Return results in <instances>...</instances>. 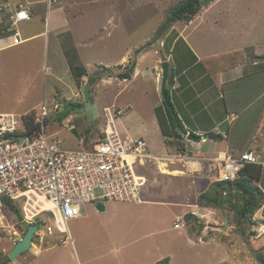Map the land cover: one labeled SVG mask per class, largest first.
Instances as JSON below:
<instances>
[{
	"label": "rangeland",
	"instance_id": "obj_1",
	"mask_svg": "<svg viewBox=\"0 0 264 264\" xmlns=\"http://www.w3.org/2000/svg\"><path fill=\"white\" fill-rule=\"evenodd\" d=\"M180 1L8 0V9L23 3L31 6L32 16H38L37 20H30L25 26L18 24L15 27L14 22L7 19L9 15H0V22L5 18L7 23H11L9 32L11 29L19 30L25 38L43 29L48 33L45 37L38 36L42 43L40 52L31 40L7 48L0 55V112L39 115L40 105L44 102L50 109L45 123L46 134L50 139H61L60 146L64 149H89L103 131L105 108L110 106L115 113L119 108H125V114H116L123 136L142 128L140 134H144L151 151L155 155L168 154H161L167 148L165 136L158 121L153 120L156 113L151 110L153 105L156 107L164 100L161 92V63L172 61L175 66L176 60L173 58L176 52H187L188 47L192 48L190 51L198 53L207 51L200 45L206 38L200 37L197 27L203 18L209 29L232 37L238 34L236 23L231 20L233 15L245 11L249 6L252 9L264 6V0H214L215 6L202 18L194 17V23L179 20L161 40H155L160 25ZM231 6H235V10H226ZM250 33L254 39L262 36L259 30L253 29ZM177 35L182 40L177 50H174ZM45 39L47 45L45 43L44 47ZM54 39L58 40V45H55ZM169 40L172 42L170 47L167 44ZM152 41L155 43L151 44ZM255 47L258 52L253 48L251 55L264 53V43H256ZM122 55L127 58L116 63ZM132 63H135L132 77L119 78L117 75L126 71ZM77 66L87 67V75L79 76L75 71ZM170 72L169 66L168 76ZM206 81L207 78L201 84L204 85ZM241 81H245V77ZM171 83L167 78V86H171ZM216 84L214 88L220 90L221 84ZM226 87L228 91L229 87ZM55 103L60 104L59 110L55 109ZM71 103L80 104L75 106ZM128 104L132 112L128 111ZM136 111L151 115L139 127H136L134 120L130 122L131 117L126 115ZM61 115L62 119L59 118ZM72 125L76 128L70 129ZM201 147L204 154L202 156L200 153L201 156H197L194 161H198L202 167L195 166V163L181 166L184 162L173 164L156 161L147 165V170H141L147 181L141 201L150 203L138 206L134 202L106 200L105 211L97 210V203L86 204L81 214L68 222L73 242L66 239L67 233L55 230L53 236H45L42 242L35 237L39 248L31 247L16 259H9L8 264H160L164 260H168L169 264H258L238 230L246 228L245 233L250 235L261 257V253L264 254V200L253 215L255 223L249 221L246 224L237 222L230 202L225 201L222 206L199 207L202 193L211 191L212 183L219 176V169H210L211 162L216 157L229 154L214 143ZM182 156L191 160L196 158L192 151ZM204 156L209 160H202ZM174 169L184 171L185 176L168 172ZM207 175L210 179L206 178ZM225 196L229 197V190L223 193ZM187 198L192 203L187 202ZM233 199L237 200V195ZM22 202V199L18 201L17 210H21ZM133 206L136 210L140 208L144 217L155 213L158 220H143L141 230L132 237L134 241L130 243L117 225L121 221L122 209ZM192 210L198 213L200 220L186 219L185 227L175 229L174 221L179 212L188 211L187 214ZM85 211L86 215L83 216ZM13 212L6 211L5 228L0 227V262L6 256L9 258L15 245L8 229L26 232ZM40 218L42 221L38 233L44 231L47 225H53L50 213ZM226 219L229 223L227 227ZM86 228H89L88 234Z\"/></svg>",
	"mask_w": 264,
	"mask_h": 264
},
{
	"label": "built area",
	"instance_id": "obj_2",
	"mask_svg": "<svg viewBox=\"0 0 264 264\" xmlns=\"http://www.w3.org/2000/svg\"><path fill=\"white\" fill-rule=\"evenodd\" d=\"M30 19L31 6L21 3L13 17L14 24ZM13 39L15 43L22 40L19 31ZM40 106L39 115L0 112V227L5 228L8 206L18 205L22 199L20 211L24 219L38 225L33 236L34 249L40 246L35 237L42 242L45 236H53L55 230L67 233L66 239L73 242L68 222L78 217L86 204L141 201L147 182L142 168L156 161L172 160L171 154L152 153L142 136H123L116 114H125L126 110L119 108L115 113L110 106L105 108L103 131L91 148L64 149L61 139H50L46 134L50 109L44 102ZM55 106L59 110L60 104ZM213 160L210 169L220 170L217 181H233L245 164L261 162L255 149L246 150L240 157L229 153ZM45 213L51 214L53 225L38 233L40 216ZM182 219L183 216L179 217L176 228ZM8 231L14 244L25 234L20 230Z\"/></svg>",
	"mask_w": 264,
	"mask_h": 264
},
{
	"label": "crops",
	"instance_id": "obj_3",
	"mask_svg": "<svg viewBox=\"0 0 264 264\" xmlns=\"http://www.w3.org/2000/svg\"><path fill=\"white\" fill-rule=\"evenodd\" d=\"M7 1L8 0H0V15L3 14L5 17L9 15L10 17L7 19L12 23L17 6L15 8L11 7L8 9L6 5ZM3 6L7 9H3ZM214 6L215 3L211 2L208 6H206V9L202 8L195 17L198 19V17L201 16L202 18L203 14H206ZM230 8L226 10L232 11L235 10L236 7L231 6ZM37 18L38 16L33 15L30 20H37ZM196 18H193L188 23H194ZM231 18V20L236 23L235 26H237L238 33L237 35L232 37H225L224 35L219 34L217 31L209 29V27H207V24H204L205 18H203L199 22L197 27L200 31V37L206 38L204 43L200 42V45L206 48L207 51L198 53L192 50L190 51L189 49L192 48L188 47L189 49H187V52H176L173 59L176 60V62L179 59L182 62V65L180 66V70L174 73L175 76L171 81V86L168 85L171 90V100L174 103L175 112H177L178 117L179 119H181V122L183 123L185 129L200 136L208 135V133L210 132H215L223 135V139L217 141L209 138L208 136V139H203L200 142H194L186 138L185 141L187 144V150L185 152L183 151L182 153H180V151L171 153L172 160L168 161V163L171 162L173 164H176L178 162H184L183 164H181V166H192L193 163H195V166H200V164H198L199 162L194 160L197 159V156H203L204 154L201 145L210 143H214L216 146H222L225 151L233 154L234 149L232 148L228 140L229 135L231 137V131L232 133H236L239 125L241 127L244 126L245 128H247L248 126H252L253 124H255L258 119L256 120L257 116L252 106L254 104H261L260 110L263 112V116L262 118H259L258 127L256 129V132L253 133L251 143L248 147L254 148L257 151L258 158L260 159L264 167V104L263 102H261L264 98V53H255L254 55H251V51L253 48H256L255 52H258V46L255 47L256 43H264V6L255 9H252V6H249V8H247L245 11H240L239 14L233 15ZM4 19L5 18H3V21L1 20L0 22V55L7 48L17 46L31 40L34 41L35 49L38 50V52L42 50V43L39 41V39L40 37H45L47 35L48 31L46 29H43L42 31L36 32L34 34H30L26 38L23 37L22 33L19 31L22 40L18 42V44L14 42L12 34L6 36L2 35V33L5 31V27H9V25L11 24L7 23V20ZM28 21H19L17 25L22 24L23 26H25ZM55 26L59 27V25L57 24ZM253 29L259 30V33L262 34V36H260L261 38H251L253 34L250 32ZM205 32H207V35H205ZM230 38L232 40H230ZM183 40L185 41L186 38ZM57 41L56 39H54L55 45H58ZM176 42L177 41H175V43ZM45 43L47 45V39H45L44 41V47ZM49 43L50 37L48 44ZM180 43L181 41L177 44L176 47H178ZM225 43L226 46H224ZM184 53H188V55H185ZM124 55L126 56L127 53H125ZM124 55H122L121 59L119 61H116V63L123 62V60L127 58H124ZM169 62L170 67H172L173 69L178 67L176 66L177 63L174 66L172 61ZM232 62L233 64H231ZM88 72L89 71L87 69V73ZM244 77L245 81H241L244 79ZM206 78V83L202 85L201 81ZM208 81H211L212 84H210V82ZM234 82L235 84H232ZM216 83L221 84L220 90L214 88L215 86H217ZM226 86L229 87L228 91ZM127 107H129L128 111L132 112V107L130 106V104H128ZM154 108L155 107L153 105L151 110L155 112ZM249 110L251 111L250 114H248V117H244V120L240 121L237 125L239 115L241 113L245 115V112ZM257 112L259 114V109ZM130 114L127 113L126 115L131 117L129 118L130 122H133L132 120H134L136 127L144 124L147 121L146 118L148 116H151L150 114L144 115L143 113H139L137 111L132 115ZM203 115L205 116L201 120V117ZM154 119L158 121L157 116L156 118L153 117V120ZM140 130L142 131V128H140ZM140 130H135L133 132L134 134H128L127 132L126 133L129 136L144 137V134H140ZM223 144H226L227 147H224ZM191 151L193 153V156L196 157L192 158L193 161L191 160V158L182 156V154H185L186 152L191 153ZM165 153H170L167 148L166 152H161V154ZM157 154L160 153L157 152ZM201 159L209 160L207 156H204ZM146 168L147 167H143L142 170H147ZM178 170L179 169H174L171 171L168 170V172L172 173L171 175L182 176L184 174V171L180 172ZM206 178L210 179L209 175H207ZM259 186L264 192V170ZM145 187L146 186L143 187L141 196H143ZM124 202H134L138 206L141 203H150L144 202V200L138 202ZM187 202L192 203L189 198H187ZM152 204L157 203L152 202ZM105 210H107V205L106 208L102 211ZM122 211L123 213L120 216L121 221L118 222L117 227L125 233V236H127V238L125 237V239H129V241H131L130 243L134 241L132 240V237L141 230V223L143 222V220L150 222H156L158 220V216L155 213L146 215V217H144L145 214L140 211V208L136 210L135 206L122 209ZM186 212L188 211H181L177 215L176 220L174 221V225L178 222L179 217L183 216V219L180 222V227L176 228L174 226L175 229H181L187 224V218L184 216ZM191 212L198 216V213H196V211L192 210ZM84 215H86V211L84 212L83 216ZM198 220H200V217L198 218ZM85 232L88 234L89 228H86Z\"/></svg>",
	"mask_w": 264,
	"mask_h": 264
},
{
	"label": "trees",
	"instance_id": "obj_4",
	"mask_svg": "<svg viewBox=\"0 0 264 264\" xmlns=\"http://www.w3.org/2000/svg\"><path fill=\"white\" fill-rule=\"evenodd\" d=\"M214 0H181L178 4L172 7L170 13L168 14L166 21H164L161 25L158 31L155 34L156 39L155 40H161L163 36L166 34V31L171 28L177 21L185 20L189 22L192 20L199 11L203 8V6H206L213 2ZM9 27H5V31L2 33V35H9L13 34L15 30L11 29L9 32ZM178 36L176 45L174 50H176L177 44L182 40L181 37ZM155 43V41H152L151 44ZM171 40L167 41L168 46L170 47ZM136 63V62H135ZM135 63H132V65L128 66L126 71L120 72L117 76L121 79H129L132 77V74L134 72ZM177 68L170 67V76H168V80L171 82L174 79V73L178 72L180 70V66L182 65V62L178 59ZM233 64V62L231 63ZM75 71L79 76L87 75V69L82 66L75 67ZM167 95L171 100V90L169 86H167ZM172 102V100H171ZM264 104V98L262 99ZM73 105L79 106L80 103H71ZM173 107L174 103L172 102ZM261 104H254L252 106L253 110L256 113V116H258V120L255 124L252 126H248L245 128L244 126H240L237 129L236 133H232L231 131V137L229 135V143L234 149L233 156L240 157L241 154L245 150H250L254 148L248 147L251 143V138L253 137V133L256 132V129L258 127L259 118H262L263 112L260 110ZM259 109V114H258ZM250 111L245 112V115L241 113V117L239 115V119L237 121V125L240 121L244 120V117H248V114H250ZM155 113L158 118V122L162 131V134L165 136V142L167 146V150L170 153H174L177 151L185 152L187 150V144H186V137L180 133L177 129V126L175 124V116L178 117L177 112L175 114L172 112L170 106L167 104L165 100L162 101L160 105H157L155 107ZM243 114V115H242ZM62 115L59 117L62 119ZM179 118V117H178ZM254 118V117H253ZM180 124L184 127L183 123L179 119ZM253 121V120H252ZM251 121V122H252ZM243 128V129H242ZM239 134V135H236ZM233 135V137H232ZM209 138L213 140H222L223 135L210 132L208 133ZM263 164L262 162L259 163H247L244 165L240 172V176L233 180V181H216L212 184L213 187L211 188V191L204 192L201 195V199L198 201V205H204V206H222L225 201L231 203V209L235 210V217L237 222L246 224L249 221L254 222L253 215L260 209V207L263 204L264 200V192L259 186V182L262 179L263 176ZM226 190H229V197L225 196L223 197V193L226 192ZM237 195V200L233 199L234 196ZM233 199V200H232ZM11 204V203H10ZM9 211H14L18 208L17 204H11L8 206ZM14 213V212H13ZM187 220L190 219H196L198 220V216L194 213L190 212L186 214L185 216ZM244 232H247L245 227H242ZM194 237V236H193ZM263 249V248H262ZM261 258L264 260V254L261 253ZM10 258L8 256L3 259L0 264H8ZM160 264H169L168 260H164Z\"/></svg>",
	"mask_w": 264,
	"mask_h": 264
},
{
	"label": "water",
	"instance_id": "obj_5",
	"mask_svg": "<svg viewBox=\"0 0 264 264\" xmlns=\"http://www.w3.org/2000/svg\"><path fill=\"white\" fill-rule=\"evenodd\" d=\"M162 68H163V77H162V84H161V92L164 100L167 102V104L170 106L172 112L175 114V109L172 105V102L170 98L167 95V78H168V73H169V66L170 62L169 61H163L161 63ZM175 124L177 126V129L180 133H182L188 140L194 141V142H200L203 139H208V135H198L196 133L190 132L187 129H185L181 124L177 116H175ZM96 208L98 210H104L106 208V205L104 202H99L96 205ZM14 213L18 219V221L22 222L23 225L27 228V231L23 238L18 241L11 252L9 253V258L10 259H16L19 255H21L24 252H27L33 244V236L35 231L38 228L37 224H30L28 223L27 220L24 219L21 211L19 210H14ZM228 219L225 221V226H228ZM238 233L242 236L243 240L245 241L248 250L251 252L252 256L256 259L258 264H264V260L260 257L259 255V250L254 248L252 242H251V237L248 233H245L242 228L238 230Z\"/></svg>",
	"mask_w": 264,
	"mask_h": 264
},
{
	"label": "clouds",
	"instance_id": "obj_6",
	"mask_svg": "<svg viewBox=\"0 0 264 264\" xmlns=\"http://www.w3.org/2000/svg\"><path fill=\"white\" fill-rule=\"evenodd\" d=\"M19 5H20V4H19ZM19 5L16 7V10L19 8ZM15 13H16V11H15ZM31 18H32V17H31ZM14 26L16 27L17 24L14 25ZM16 31H19V30H15V32H16ZM15 32H14V33H15ZM12 35H14V34H12ZM148 145H149V144H148ZM149 149H150V147H149ZM150 151H151V150H150ZM152 153H153V152H152ZM215 182H216V181H215ZM19 211H20V210H19ZM26 231H27V228H26ZM25 233H26V232H25ZM24 235H25V234H24ZM32 246H33V245H32Z\"/></svg>",
	"mask_w": 264,
	"mask_h": 264
},
{
	"label": "bare ground",
	"instance_id": "obj_7",
	"mask_svg": "<svg viewBox=\"0 0 264 264\" xmlns=\"http://www.w3.org/2000/svg\"><path fill=\"white\" fill-rule=\"evenodd\" d=\"M162 161V160H161ZM163 162H165V161H163Z\"/></svg>",
	"mask_w": 264,
	"mask_h": 264
}]
</instances>
